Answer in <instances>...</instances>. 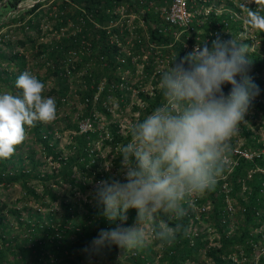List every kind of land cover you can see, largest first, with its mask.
<instances>
[{
    "label": "trees",
    "instance_id": "trees-1",
    "mask_svg": "<svg viewBox=\"0 0 264 264\" xmlns=\"http://www.w3.org/2000/svg\"><path fill=\"white\" fill-rule=\"evenodd\" d=\"M6 1L10 8H14L19 0ZM169 1L155 0V3L163 5L166 8ZM197 1L187 0V7L192 12L189 21H187V26H177V24L170 23L157 9L154 10L151 7L143 9L141 3L137 0H62L58 3L55 16H60L61 23L66 22L68 15H74V26H77L76 23H79L80 27L79 29L72 30L67 36H63L62 34L57 36L59 39L49 46V50H47L49 57L48 68L51 69L50 72L53 73L55 83L58 86V95L55 98L56 108L61 105L66 97L68 85L64 81L65 72L68 70H78L85 65L87 68L89 64H92L94 68H88L80 76L84 85V89L79 90L80 99H85V105L82 110L83 114L89 115L95 110L99 111V113L103 114L106 121L101 128L92 122L91 127L85 131H78L76 123H68L67 125L72 127L74 134L70 142L71 153L63 156L60 155V150H55V144L50 141L53 134L49 130V126L37 122L34 127L28 129L33 131L34 139L41 145L44 154L51 155V157L56 159L57 166L49 173L41 170L39 166L42 163V159L40 156L35 155L36 152L32 150L24 156L25 160L28 161L25 167L21 165L22 160H24L22 156H20L19 164L16 167L10 166V158H0V185L6 186L18 180L26 192L40 199V194L35 192L34 187L28 182L31 177L34 180L37 178L42 191L45 192V197L55 200L58 194L51 187L50 180L55 184L66 182L70 186L76 187L77 190H85V181L74 176L77 170L99 181L101 179H115L114 173H120L119 148L120 145L126 144L129 140L127 131L129 126L121 130L118 120L111 116L110 106L106 103V97L112 93L122 103L128 102L126 89L124 88L128 82H124L120 78V72L124 69L131 72L134 71L130 53L133 50V44H135V49L140 52L141 48L146 49L147 62L143 65V74H146L148 77L147 74L151 73V66L156 54L167 58L166 67H168L175 57L179 60L185 54L191 52V46L194 43H202L206 40L210 46L211 41L217 35L222 40L229 41L230 36L232 34L235 36L239 30L237 26L238 21L233 19L231 13L224 10L222 12H215L213 9H209L206 13H203L202 10L204 5H207L208 0H203V2L202 0ZM119 3H124L128 8L135 10L143 24L139 26L131 23L126 26L125 22H122L119 26L116 23L114 26L110 25L107 32L104 26L109 24L110 20L114 21L117 19V14L112 10ZM39 4L36 2L28 8H22L20 14L33 10ZM71 4L74 5L71 10H62ZM261 5H264V0H261L259 7ZM196 10H199V12ZM86 14H90L89 19H87ZM79 17L83 19L82 24L79 22ZM17 18L15 15H12L7 20L11 23L13 22V25L17 24L18 29H21L19 25L22 27V24L18 23ZM91 20L97 22L98 26L93 25ZM60 21L54 25L55 30L62 28L59 25ZM34 25L36 24H32L29 18L26 20V27H33ZM144 27L147 31V39H145L142 33V28ZM129 29L133 32L134 36L130 37V41H133V44L127 46V50L129 51L127 53L123 52V46L127 45L126 39ZM178 29L182 30L177 37H174L173 31ZM109 33L116 34L115 36L119 44L109 39ZM259 33V49L251 50L248 53L251 57L250 67L254 64L256 71L249 70L248 74L260 89L259 95L253 101L252 108L259 109L264 119V53L260 56L264 52V31H259ZM83 40L90 41V44L85 47ZM148 41L151 42L148 43ZM242 41L245 40L242 39ZM246 41H248V44L250 43V40L247 39ZM151 43L153 46H150ZM80 45L81 49L84 50L80 60L67 65L66 62L68 60L65 59L66 53L68 54L69 49H75ZM155 47L158 49H154ZM41 49L44 51V48L40 46L38 52L42 51ZM12 58H17L14 63L18 67H23L24 59L22 55L13 54ZM162 71L163 69L159 68V71L154 73L155 80H152L150 92L141 89L136 92L141 102L140 104L134 102L132 105L136 111L132 122L142 120L144 116L161 103L162 97L157 85ZM20 74L21 72L17 74L16 79ZM5 75L4 72H0V82H10L12 84L11 79L8 80L9 78ZM146 76L144 75L141 78V83L147 81ZM101 77L104 78L103 85L97 99L93 100V92L96 90ZM120 82H123L125 86L123 84L119 85ZM140 82H137V84ZM137 84L134 83V87H138ZM230 88L231 85L228 84L223 86L225 94L229 92ZM16 93H20V90ZM247 132L248 129L242 126V133L246 134ZM98 139L101 141L102 146H109L111 153V162L109 164L113 167L112 172H108L104 165H100L102 158L97 149L92 148V141ZM248 143H251L256 151L250 157H245L240 153L232 151L230 157L234 159V162L231 165L226 164L225 171L218 178L215 188L206 192L203 196L195 197V203L200 205L203 201H206L210 205L208 220L216 225L219 230L230 219L229 198V201L231 200L234 205H237L238 213L237 215L234 214V218L237 221L238 232L230 234L225 231L220 232L218 244L215 246L209 245L204 248L203 246L206 242L204 232L198 229L194 230L191 227L195 214L190 204H185L184 207L187 214L179 221L168 214L157 216V223L167 222L170 225L181 223L183 225L182 232L178 234L175 243L171 246L161 248L158 243H153L159 249L158 259L160 261H165V264H184V260L192 259L194 253L203 247V252L211 259L213 264H232L230 260H225L224 258V253L232 245H241L247 252L249 251L251 245L249 240L254 238L248 232L249 222L253 223L254 221L252 220L256 219V224H259L264 215V151L261 149L262 142L258 141L255 135L246 139L244 144ZM11 158H13V155ZM119 180L123 181V176ZM225 185H227V189H225ZM40 200L43 206L48 205L43 199ZM232 202L230 203L232 204ZM60 204L64 206L63 215L56 229L53 228L49 220L40 223L37 219L31 218V220L29 219L25 223L16 218L14 220L22 225L23 228L26 226L28 230V234L22 237L21 242L17 243L14 235L7 238L5 236L8 234L7 231L1 228L0 236L2 242L6 241V244L3 245V249L2 247L0 248V259L4 255V248H6L12 256L16 253L19 254L22 260H24V255L31 254L32 256L28 264H40L41 262L45 264H86L85 261L88 258L92 261L100 262L102 256L109 264H116L113 260H116L115 253L120 249L119 247L112 245L96 254L90 248V244L97 237L101 229L113 228L119 224V221L109 222L103 215V207L96 203L92 206H87L84 221L79 225L80 227L70 226L67 222L68 218L71 219L75 212V203L68 200L61 201ZM3 208L4 203H0V223L6 217L2 211ZM10 212H15V209H10ZM130 212L137 215L134 209H129L126 214ZM131 219H134V217L132 216ZM251 241H254V239ZM86 248L88 249L87 251H85ZM48 253L53 254V261L48 260ZM132 256L134 255H130V257ZM133 264H145V262L142 256L135 255ZM240 264L250 263L244 261Z\"/></svg>",
    "mask_w": 264,
    "mask_h": 264
},
{
    "label": "clouds",
    "instance_id": "clouds-1",
    "mask_svg": "<svg viewBox=\"0 0 264 264\" xmlns=\"http://www.w3.org/2000/svg\"><path fill=\"white\" fill-rule=\"evenodd\" d=\"M244 10L249 28L264 31V5ZM248 57L244 44L217 35L210 46L204 40L160 73L161 103L130 123L129 140L120 145L123 181L100 180L95 186L93 197L104 217L120 223L98 232L90 244L93 252L112 245L131 250L175 243L183 225L157 223V216L181 220L184 205L213 190L224 173L232 138L260 93L248 74ZM225 84L231 85L227 94ZM15 87L19 94H0V158L5 159L26 139V127L50 124L57 116L55 99L42 94L45 84L36 76L22 72ZM129 209L136 210V222L123 226Z\"/></svg>",
    "mask_w": 264,
    "mask_h": 264
},
{
    "label": "rangeland",
    "instance_id": "rangeland-1",
    "mask_svg": "<svg viewBox=\"0 0 264 264\" xmlns=\"http://www.w3.org/2000/svg\"><path fill=\"white\" fill-rule=\"evenodd\" d=\"M62 0H46L40 1L38 9L35 13L30 17V22L32 24H36L33 27H26L24 20H22V27L18 29V25H13L11 22H7L8 26L4 29L0 30V72H4L5 76L11 79L12 84L10 82L2 83L0 82V94L5 92H11L13 94L18 90L15 87L16 76L19 72L28 71L32 75L36 76L38 80L45 84V88L43 90V95L47 97H53L54 99L58 95V86L55 83L54 75L50 72L49 67V57L47 55V50H49V46H51L56 40L57 36L62 34L63 36H67L72 32V30L77 29L74 25L73 16L68 15L65 23H61L62 21L60 16H55L58 9V3ZM195 2H198L195 0ZM203 2V0H202ZM261 4V0H208L207 5H204L202 10L203 13H206L209 9H213L215 12L228 11L231 13L233 19H236L237 26L239 30L236 32L235 36L233 34L230 36V40H235L239 43H242L246 46L247 53L251 50H258L260 47V33L257 30L250 29L249 26L244 22L246 18L245 14V6L252 7L253 9L259 8ZM5 5V4H3ZM74 5L71 4L66 6L62 10L69 11L72 9ZM6 6H2L0 10H3ZM199 12V10H196ZM59 13V12H58ZM60 14V13H59ZM131 17H127L128 20L132 19L133 24L141 26L143 23L141 22L139 15L132 11ZM27 16V15H26ZM31 16V15H30ZM28 17V16H27ZM26 17V18H27ZM60 21L59 30L54 29V25ZM79 25V23H76ZM59 26V27H60ZM57 29V28H56ZM179 30V29H178ZM178 30H174L176 33L174 37L178 36ZM62 31V33H61ZM142 33L146 37V29L142 28ZM134 36V34H133ZM244 39L245 41H242ZM250 40L248 44L246 40ZM19 42V43H18ZM151 42V41H149ZM84 44V43H83ZM188 44V43H186ZM200 43H194L192 49L196 47ZM189 45V44H188ZM43 47L44 51H39V48ZM133 50H131V60L133 62L134 71H128L127 69L122 70L121 75L128 81V86L126 89V97L128 98V102L122 103L118 97L115 95L108 94L106 97V103L110 106V112L112 118L118 120L119 126L121 130L127 128L130 123L133 121V117L136 115V111L133 109L132 105L134 102L140 104V100L136 94V92L141 89L143 91H149L152 89V80H155V75L153 73L155 68H161L165 70L167 67V58L161 57L160 61H153V65L151 66V73L143 74V65L147 62V58L144 53H142L135 49V44H133ZM76 54L72 56H65V59L69 57L70 59L66 62L67 65L73 64L74 61H79L81 58V54L84 53V50L81 49V45L77 48ZM154 49H158L157 47ZM123 51V50H122ZM125 52V51H123ZM264 52L260 54L263 55ZM13 54H18L23 56V67H18L14 62H16L17 58H12ZM249 56V55H248ZM250 60L251 57L249 56ZM67 60V59H66ZM94 68V65L89 64V67L86 68V65L80 67L78 70H68L64 74V81L67 83L68 88L66 90L65 100L57 107V116L56 119L47 124L49 126V130L52 131L51 142L55 144V150H60V155H68L71 153L70 142L72 141V136L74 131L71 126H68V123H78L82 117L89 116V114H83V106L84 100L80 99L79 90L84 89L83 80L80 77L84 74L88 68ZM250 71L255 72L256 68L254 64L250 67ZM146 76V80L144 83H141L140 80L142 77ZM103 77L100 78L98 82V87L95 90L94 94L96 95L100 90V86L102 85ZM137 82H140L137 84ZM134 83L138 85V87H134ZM158 86V85H157ZM52 87V89H50ZM99 95V94H98ZM90 117V116H89ZM92 117V122L96 124L99 128H101L105 124V118L103 114L99 113V111H94ZM242 126H245L248 129V132L242 133ZM33 131H30L26 127V139L15 148V152L13 154V158L10 157V166L16 167L19 164L20 156L24 158L22 160L21 165L23 167L27 166V160H25V154L30 150L35 151V155L40 156L42 159V163L39 166L41 170H45L48 173L57 166V161L51 155L44 154L41 149V145L34 139ZM256 136L257 140L262 142V150L264 151V119L262 118V113L258 109L250 108L249 112L245 116V121L240 125V130L238 135L232 138V151L234 153L235 150L246 151L247 153H253L256 151L251 143L244 144L247 138ZM101 141L94 140L92 141V148L97 149L102 158L100 165H104L108 172L113 171L112 165L109 164L111 162V153L108 145L102 146ZM14 159V160H12ZM234 162V159L229 157V161L227 164L231 165ZM74 176L77 178H81L86 183L85 190H77L76 187L70 186L68 183L64 182L61 184L52 183L50 180L51 187L58 194L55 200H50L48 197H45V192L42 191L40 184L38 183V179L34 180L33 177L28 180L31 186L34 187V191L40 194V199H43L44 202L48 203L47 206H43L39 197H35L34 195L26 192L19 181H13L6 186L0 185V203H4L3 214L5 219L2 223H0V229H4L7 233H12L14 236H19L23 231L22 225H20L14 219L18 218L22 221L28 219H37L40 223H44L46 220L51 222V225L54 229L58 227L60 220L63 215L64 206L60 204L61 201H73L75 212L72 215L71 219L68 218V224L70 226L80 227L79 225L84 221V216L86 214L87 206H92L96 204V201L93 197V193L95 192V186L99 182V180L93 179L92 176H87L83 174L79 170L74 173ZM115 179H119L122 174L114 173ZM103 180V179H101ZM227 185H225V189H227ZM228 198V208L230 210V219L227 223L220 228L217 229V226L212 224L208 220V212L210 209V205L203 201L200 205L195 203V197L192 199L190 203L191 209L194 211L195 218L194 222L191 224L194 230H200L204 232V236L206 238V242L204 244V248L209 245H217L220 232L237 233V221L234 218V214L237 215L238 209L237 205L230 203ZM14 208L15 212H10V209ZM38 208V209H37ZM70 209V208H69ZM34 212V213H33ZM127 220L123 226H131L136 222V214L132 212L126 214ZM134 219H131V217ZM253 223L249 222L248 232L254 236V241L250 239V247L249 251L241 246V245H232L226 253H224L225 260H230L232 264H240L241 262L247 261L250 264H264V215L262 220H260L259 224H256V219L252 220ZM120 223V222H119ZM225 234V233H224ZM203 247L196 251L193 255L192 259L184 260V264H213L211 259L205 255L203 252ZM116 264H133V260L135 259V255L142 256L145 264H165V261H160L158 259L159 249L157 245L153 243H148L141 248L136 249H118L116 251ZM130 255H134L130 257ZM23 256V255H22ZM31 254H26L24 257L26 259L31 258ZM53 258V254H50ZM5 257H8L9 260L7 263L13 259V256L10 252H5ZM86 264H109L108 261L102 256L100 262H95L90 260Z\"/></svg>",
    "mask_w": 264,
    "mask_h": 264
},
{
    "label": "built area",
    "instance_id": "built-area-1",
    "mask_svg": "<svg viewBox=\"0 0 264 264\" xmlns=\"http://www.w3.org/2000/svg\"><path fill=\"white\" fill-rule=\"evenodd\" d=\"M3 1H6V0H0V2H3ZM40 1H46V0H22V1L19 0L16 3V6L14 8H21V9L22 8H28V7L32 6L33 4H35L36 2L40 3ZM137 1H139V3H141V6L143 7V9H148L149 7H151L154 10L157 9L163 15V17L165 19H167L170 23L177 24V26H184V25L187 26V23H188L187 21H189L190 16L192 14L191 10L187 7V0H170L167 4L166 8L163 5H158L157 3H155V0H137ZM112 11L117 14V19L114 21L110 20L109 24L104 26V28H106L107 32L109 30L110 25L114 26V25H116V23H118V25L120 26V24L122 22H125L126 26H128L129 24L133 23L132 19L128 20L127 17H131L130 13L132 11H135V10L128 8L124 3L117 4L116 6H114V9ZM86 17H87V19H89L90 14H86ZM139 18H140V16H139ZM79 19H80L79 22L82 24L83 19H81L80 17H79ZM91 22L93 23V25L98 26V23L95 22L94 20H91ZM75 27H77V29H79L80 25H77ZM0 30H2V29L0 28ZM181 30L182 29H179L178 32H180ZM61 33H62V31H61ZM175 33L176 32L173 31V34H175ZM115 35L116 34H114V33H109V39L116 41V43L119 44V41H117V39H116L117 37ZM146 35H147V33H146ZM95 37H97V35H95ZM130 37L131 38L133 37V32H131V30L129 29L128 37L126 39L127 45L123 46V50L127 53H129V51L127 50V46L133 44V41H130ZM148 43H149V41H148ZM148 43H147V45H148ZM84 44H85V47H87L90 44V41H84ZM150 46H153V44L151 43ZM193 46L194 45H192L191 47H193ZM144 49L141 48V52L142 51L144 52L146 50V49L145 50ZM76 52H77L76 49H69L67 56H72V55L76 54ZM143 52H142V55H143ZM144 55L146 57V52L144 53ZM99 57L101 58V56H99ZM66 59L69 60L70 58L67 57ZM155 60L160 61L161 57L158 54H156ZM158 71H159V68H155L153 73L158 72ZM120 78H122V80L124 82H128V81H126V79L122 75ZM103 82H104V80L102 81V85H103ZM122 84L124 85L123 82L119 83V85H122ZM102 85L100 86V89H101ZM127 86H128V84H126V86L124 88L127 89ZM97 87H98V85H97ZM99 91L96 95L94 94L95 91L93 92V95H92L93 100L97 99ZM147 92H150V90ZM91 115H93V112L91 113ZM91 115H89L90 117L89 116L82 117L79 120V122L77 123L78 131H85L86 129H89L91 127V125H92ZM235 152L240 153L245 157H250L253 154L252 152L247 153L246 151L237 150V149L235 150ZM28 220H25L24 222L26 223ZM27 234H28V230L25 226L23 228V231L20 233V235L15 236L17 243L21 242L22 237L26 236ZM11 235H14V234L9 233V234H6L5 236L8 238V236H11ZM4 244H6V241L2 242V239L0 236V248L2 247V249H3ZM3 251H4V255H2V258L0 259V264H28V262H29V259H25V257H24V260H22L20 255L16 253L15 255H13V259L10 261V263H7L9 261V260H7L8 257H5V252L7 251V249L4 248ZM32 252H33V250H32ZM47 257H48V260L53 261V258L50 256L49 253H48ZM90 260L91 259L88 258V260L85 261V263H88ZM40 264H45V263L41 262Z\"/></svg>",
    "mask_w": 264,
    "mask_h": 264
},
{
    "label": "crops",
    "instance_id": "crops-1",
    "mask_svg": "<svg viewBox=\"0 0 264 264\" xmlns=\"http://www.w3.org/2000/svg\"><path fill=\"white\" fill-rule=\"evenodd\" d=\"M22 1V0H21ZM5 4V5H3ZM2 6H6L3 10H0V28L4 29L7 25H8V20L7 18L11 17L12 15H15L18 20V23L22 24V20H24L23 22H25L28 18L31 19L30 17H32V15L35 13V11L38 9V7L36 6L33 10L27 12V13H23L20 14L21 8H10L7 5V1H3L0 2V9ZM39 6V5H38ZM20 14V15H19ZM22 15V16H21ZM28 17H27V16ZM31 15V16H30ZM27 17V18H26ZM19 28H21V26L19 25Z\"/></svg>",
    "mask_w": 264,
    "mask_h": 264
}]
</instances>
